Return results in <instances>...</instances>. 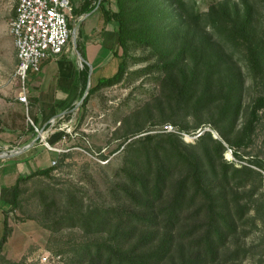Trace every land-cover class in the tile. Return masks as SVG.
<instances>
[{
	"label": "trees",
	"instance_id": "16d2710c",
	"mask_svg": "<svg viewBox=\"0 0 264 264\" xmlns=\"http://www.w3.org/2000/svg\"><path fill=\"white\" fill-rule=\"evenodd\" d=\"M98 1L83 0L77 15L91 12ZM220 1L203 11L196 0H101L96 11L106 23L117 24V72L92 82L78 109H83L80 120L96 91L116 85L126 76L136 81L153 69L163 89H170V96L179 97L178 105L198 117L196 126L203 121L210 123L237 149L251 146L260 110L264 109V93L256 97L248 120L238 130L246 77L234 58L240 50L255 84L264 83V35L256 36L248 10L243 20L232 18ZM78 48L81 50L79 42ZM136 49L149 50L157 61L130 71V61H146V56L132 54ZM88 75L89 65L84 64V91ZM213 109L215 113L205 118L204 113ZM31 119L37 125L35 114ZM29 129L34 133L32 138L37 136L32 124ZM157 136L140 137L127 145L120 178L108 187L113 197L110 204L96 202L89 195L86 200L82 190L68 189L63 194L67 198L64 210L51 223L42 225L52 234L65 227H79L83 237L65 244L58 240V247H51L52 253L66 256L67 264H213L220 260L221 248L238 231L237 220L252 208L260 214L264 207L263 201L256 207L257 200H252V208L241 206V196L231 198V193L248 185V198L253 199L262 188L263 174L223 159L226 147L210 132L195 142L206 154L205 164L197 154L182 151L172 138L176 135L158 136V144H154ZM237 149L234 152L241 158ZM70 151L58 154L55 165L19 176L11 209L18 208L25 182L49 177L64 164ZM256 159L248 158L263 166L262 160ZM57 201L52 197L49 205ZM9 214L10 210L0 239V264H22L4 254V244L12 233ZM51 233L47 244L52 241Z\"/></svg>",
	"mask_w": 264,
	"mask_h": 264
},
{
	"label": "rangeland",
	"instance_id": "374dc122",
	"mask_svg": "<svg viewBox=\"0 0 264 264\" xmlns=\"http://www.w3.org/2000/svg\"><path fill=\"white\" fill-rule=\"evenodd\" d=\"M196 1L199 8L205 11L218 0ZM220 2L232 18L243 20L248 10L253 19L256 36L263 37L264 0H222ZM14 13L15 0H0V155L26 143L28 138L18 143L15 141L16 138L8 135L11 133V130L8 129L30 128L31 122L28 120V116L33 118L36 102L33 94L29 93V103L23 105L22 113L10 104L11 101H16L20 85L15 76L16 51L13 38L9 32V23ZM74 15H77L76 4ZM96 19L95 15L84 18L81 14L78 15V21L75 23V27H77V44L78 42L81 44L82 41L83 20H86V24L95 22ZM97 26V30H101V25ZM78 32H80V35ZM70 43L74 46L72 39ZM119 54H121V49H119ZM132 54L134 56H146L144 59L146 61L137 64L130 61V71L150 66L157 61L156 56L149 53V50L136 49L132 50ZM234 59L246 77L244 109L239 120V130L248 120L256 97L260 93H264V83L255 84L249 64L240 50L237 49ZM152 71L153 69H150V73L136 81H131V77L126 76L122 82L96 91L87 101L86 113L83 119L80 120L83 109L78 110L81 107L80 103L76 105L74 110L69 112L70 116L52 121L53 128L63 126V130L61 129L62 134L65 135L66 139H69L63 148H70L71 154L64 164L49 177L38 176L25 182L22 185L18 208L16 210L10 209L9 218L17 223L16 226H20L21 222L33 224L29 225L28 248L24 255L18 256L20 263L42 264L40 259L49 254L60 256L57 264H67L66 256L52 253L51 247L54 249L58 247V240L63 244L72 239L81 240L83 237L82 229L79 227H65L52 234L42 224L51 223V220L64 210V201L67 198L63 194L68 189L72 191L82 190L83 192L80 191V194L86 200H89L87 197L89 195L96 202L110 204L111 199L109 198L113 197L109 195L108 187L115 184L120 178V168L128 155L127 145L135 139L147 135L167 137L168 134H174L176 136L172 138L175 139L176 143H179V148L182 151H186L192 156L197 154L202 164H205L206 154L195 142L203 133L210 132L214 138L220 140L226 147L223 159L237 165H248L263 174L262 188L257 191L258 193L254 195L253 199L248 198L250 188L248 185L234 189L231 198L241 196V206L246 207H251L252 200H257L256 207L262 201L264 204L262 194L264 192V109L260 110L259 113L254 142L249 147L237 149L236 146H232L230 142L223 138L210 123L203 121L196 126L195 122L198 121V117L195 118L189 109L178 105L179 97L177 95L170 96L171 90L163 89L158 80L159 74ZM116 72L117 62L116 66L113 62L104 67L101 76L94 75L92 81L95 83L99 77H107ZM33 76H29L28 82ZM212 113H215V109L205 112V118ZM182 120L187 123L184 125ZM168 126H172L173 130H169ZM183 132L187 134L186 137L182 135ZM158 136L154 139V144H158ZM227 148L233 149V157L227 153ZM235 149L242 156L241 158L236 156ZM44 157L49 159L50 154L46 152L39 157V162L43 166L46 164ZM214 157L219 159L217 154ZM53 158L57 159V156ZM248 158L262 160L263 166L249 161ZM52 197L58 200L54 206L49 205ZM124 205L126 206L127 203ZM263 210L258 214L252 208L249 212L247 211L243 218L237 220L239 225L237 233L227 239L220 250V260L213 264H264ZM205 219L209 220L208 217H205ZM50 233L52 234V241L47 244Z\"/></svg>",
	"mask_w": 264,
	"mask_h": 264
},
{
	"label": "crops",
	"instance_id": "0c3cea01",
	"mask_svg": "<svg viewBox=\"0 0 264 264\" xmlns=\"http://www.w3.org/2000/svg\"><path fill=\"white\" fill-rule=\"evenodd\" d=\"M81 0H73V4L77 10L82 7ZM83 2V1H82ZM89 17L96 16L95 22H88L83 20V33L82 41L80 44L81 50L77 48L79 54L76 52L75 46L69 43L64 51L52 58L44 60L41 70L34 73L33 78L28 82V93L33 94L35 97L34 114L37 117V125L45 132L50 141L57 147H65L69 139H64L62 136L63 126L53 128L52 121L57 120L76 108L79 104L85 87V80L82 76L84 64L89 65V75L87 85L94 75L101 76L102 70L105 66L114 62L116 66L117 59L114 56V51L117 48V24L115 22L106 23L99 11H94ZM76 23L78 15L75 16ZM101 25V30H97ZM14 44V43H13ZM15 47V46H14ZM16 60L18 62L17 50ZM92 72L90 73V67ZM87 88V86H86ZM86 90V89H85ZM17 97V96H16ZM15 109L22 113L23 103L17 98L16 101L10 102ZM75 106L70 109L71 106ZM22 115V114H21ZM34 122V121H33ZM62 129V130H61ZM11 130L10 137L16 138L18 143L28 138V142L24 143L23 147L29 144V147L18 153L7 157H0V239L4 232V220L7 211H9L14 204L15 190L14 184L17 178L21 175L29 174L37 169L48 167L53 157L57 156L56 152L49 151L41 138L39 141H34L36 136L29 127L8 129ZM14 141V142H15ZM48 152L50 158L44 157L46 164L43 166L39 162V157ZM31 163V165H30ZM8 223L12 227V233L7 242L4 244V254L11 260L20 261L18 256L24 255L28 248L30 231L28 222H21L20 226H16L11 218L8 217ZM18 222V221H16ZM37 228V227H36ZM44 232V229L42 230ZM17 259H16V258Z\"/></svg>",
	"mask_w": 264,
	"mask_h": 264
},
{
	"label": "built area",
	"instance_id": "2783aa9c",
	"mask_svg": "<svg viewBox=\"0 0 264 264\" xmlns=\"http://www.w3.org/2000/svg\"><path fill=\"white\" fill-rule=\"evenodd\" d=\"M75 23L73 0H15V13L9 23V32L17 50L15 76L20 84L17 95L20 102L28 105L29 76L40 72L44 60L64 51L72 39ZM28 120L41 134V141L48 150L57 154L71 150L53 145L30 116ZM168 129L173 130V127L168 126ZM182 135L187 136L184 132ZM63 138L66 139L64 135ZM227 153L233 157L232 148H227ZM56 160L53 159L51 165H55ZM59 260L60 256L46 254L40 262L57 264Z\"/></svg>",
	"mask_w": 264,
	"mask_h": 264
},
{
	"label": "water",
	"instance_id": "95a60500",
	"mask_svg": "<svg viewBox=\"0 0 264 264\" xmlns=\"http://www.w3.org/2000/svg\"><path fill=\"white\" fill-rule=\"evenodd\" d=\"M100 1H101V0L98 1V5H99ZM98 5H97V7H96L94 10H92L91 12L85 13V14H83V15L86 16V15L91 14L92 12H94V11L98 8ZM75 25H76V24H75ZM75 25H74V32H73V36H72V41H73V44H74V46H75L76 52L79 54V51H78V48H77V27H75ZM89 65H90V64H89ZM91 72H92V66L90 67V73H91ZM89 78H90V75H89ZM90 86H91V82H90V79H89V82H88L87 88H86V90H85V92H84V94H83V96H82V98H81L79 104L82 103V102L84 101L85 97H86L87 94L89 93ZM43 130H44V129H43ZM43 130H42V131H43ZM40 137H41V134L38 133L37 136H36V138L34 139V141L38 140ZM28 147H29V144L26 145V146H23V147H19V148H16V149H12V150H10V151H6L4 154L0 155V157H7V156H11V155H13V154H18V153H20V152L26 150Z\"/></svg>",
	"mask_w": 264,
	"mask_h": 264
}]
</instances>
